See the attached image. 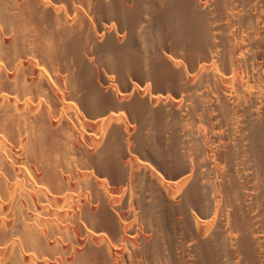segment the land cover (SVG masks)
<instances>
[{
    "label": "bare ground",
    "instance_id": "1",
    "mask_svg": "<svg viewBox=\"0 0 264 264\" xmlns=\"http://www.w3.org/2000/svg\"><path fill=\"white\" fill-rule=\"evenodd\" d=\"M0 264H264V0H0Z\"/></svg>",
    "mask_w": 264,
    "mask_h": 264
}]
</instances>
